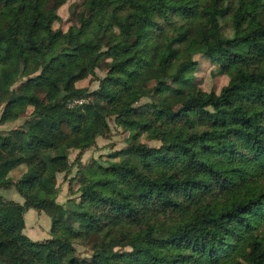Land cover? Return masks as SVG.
Returning <instances> with one entry per match:
<instances>
[{
  "label": "trees",
  "instance_id": "16d2710c",
  "mask_svg": "<svg viewBox=\"0 0 264 264\" xmlns=\"http://www.w3.org/2000/svg\"><path fill=\"white\" fill-rule=\"evenodd\" d=\"M246 1L82 0L59 35L50 0H0V122L32 108L0 133V189L24 199L0 195V264H264V3ZM206 51L228 62L219 92L191 86ZM101 63L95 90L76 86ZM109 115L130 132L128 156L84 168L79 200L57 203L70 150L93 145ZM142 132L160 145L136 142ZM20 163L31 173L13 182ZM29 207L49 214V239L24 233Z\"/></svg>",
  "mask_w": 264,
  "mask_h": 264
},
{
  "label": "rangeland",
  "instance_id": "374dc122",
  "mask_svg": "<svg viewBox=\"0 0 264 264\" xmlns=\"http://www.w3.org/2000/svg\"><path fill=\"white\" fill-rule=\"evenodd\" d=\"M260 1L264 3V0ZM246 2L250 4L251 0H247ZM81 3L82 0H50V5L60 16V19L55 21L52 25V28L57 34L62 35L66 33L70 27L78 25L77 13L81 9ZM222 25L223 33L225 35H230L231 30L229 22L223 21ZM91 60L92 58L90 57L86 62L89 63ZM192 61L194 63L191 74L192 87L200 88L206 92H219L220 88L228 82V74L224 72L228 67V62L224 61L213 52L206 51L194 53L192 55ZM104 63L95 67L93 73L88 72L83 78L78 80L76 86L86 87L91 91L95 90L99 85V79L106 75L107 67ZM143 84L149 88L154 86L155 83L151 79H146ZM157 98L160 99V97H156L153 98L154 101L158 102ZM82 101V99H78L75 103H80ZM150 104V97H142L133 104L132 111L125 115L131 119L136 118L140 116L144 108ZM31 109V107H28L24 114L14 120L0 122V133L6 134L14 129H19L27 115L31 112ZM106 122L107 126L102 129L101 134L96 137L93 145L82 150L74 148L70 150L68 156L70 164L69 170L58 173L56 176L55 187L57 192L55 201L57 203L66 204L68 200H79V187L81 185L79 172L83 171L84 168H88L97 163L106 165L108 162L118 161L128 156L125 152L130 146V142L133 144L132 140L129 138L130 132L124 130L123 127L116 122L115 115L107 116ZM135 141L149 147H157L160 145L158 139L148 137L146 132L139 134L138 137L135 138ZM31 170L32 167L29 164L20 163L8 173V177H10L13 182H18L25 179L31 173ZM0 195L6 201L19 203H23L24 201L14 186L0 189ZM23 216V231L31 240L44 241L51 237V218L46 211L29 207L25 209ZM74 226L80 229L82 227L78 222H74ZM91 243H94L92 238L85 240L78 239V242H75L77 254L80 257L89 258ZM118 249L120 250V248Z\"/></svg>",
  "mask_w": 264,
  "mask_h": 264
}]
</instances>
